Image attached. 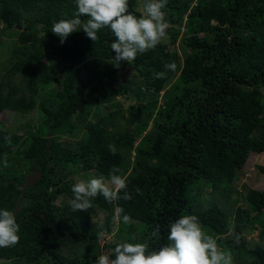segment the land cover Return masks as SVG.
I'll return each mask as SVG.
<instances>
[{"label":"trees","instance_id":"1","mask_svg":"<svg viewBox=\"0 0 264 264\" xmlns=\"http://www.w3.org/2000/svg\"><path fill=\"white\" fill-rule=\"evenodd\" d=\"M142 2L128 0L129 11L139 16ZM76 10L75 0H0V45L6 32L17 38L0 66V210L20 225L0 264H94L123 243L158 251L185 215L233 264H264V245L246 237L264 239V189L249 188L233 209L219 203L238 194L250 156L264 153V0H168L169 39L118 67L108 28L96 42L81 30L61 44L51 32ZM171 62L176 71L156 79ZM36 109L43 120L25 132L5 122L6 112ZM73 173L124 176L132 199L98 195L73 212ZM117 206L132 223L113 222Z\"/></svg>","mask_w":264,"mask_h":264},{"label":"clouds","instance_id":"2","mask_svg":"<svg viewBox=\"0 0 264 264\" xmlns=\"http://www.w3.org/2000/svg\"><path fill=\"white\" fill-rule=\"evenodd\" d=\"M76 12L72 19L54 22L51 32L60 37L63 44L67 37L77 31L86 33L87 38L96 42L98 32L108 28L114 35L111 50L115 52L113 63L118 67L120 61L132 64L138 54L154 50L167 38L169 24L165 9L168 0H143L139 16L129 11L128 0H75ZM81 17H87L86 20ZM165 71L155 74L156 79L166 78L167 72H175V62L166 63ZM110 150L114 153L115 149ZM6 163V162H5ZM119 169H113V173ZM140 192L139 189L136 190ZM121 192L123 195L121 196ZM73 198L70 208L73 212H87L93 207L92 199L102 195L109 203L131 200L127 192V178L112 174L106 183L103 178H93L87 182L80 180L72 186ZM132 223L130 215L122 207H115L113 222ZM20 225L13 212L0 210V248L13 247L19 243ZM159 234V225L151 236ZM169 245L158 251L148 250L146 243L117 244L114 254L100 255L94 264H233L230 251L221 249L217 240L205 233L195 215H185L170 225Z\"/></svg>","mask_w":264,"mask_h":264},{"label":"rangeland","instance_id":"3","mask_svg":"<svg viewBox=\"0 0 264 264\" xmlns=\"http://www.w3.org/2000/svg\"><path fill=\"white\" fill-rule=\"evenodd\" d=\"M142 4L143 2L141 3V8H142ZM5 35L6 36L4 40L6 42H3V44L0 45V66L1 67L5 66V62H6L5 58H7L6 52L8 50L9 45H11L13 41H17V38L13 37V34L11 33V31L6 32ZM169 37L170 36L167 35L166 40H168ZM176 49L179 51L180 54H182L183 51H185V48H183V45H181V43L176 46ZM124 75H128V74L125 73ZM162 94L164 95L163 92ZM121 101L124 102L125 104L124 107L128 108L130 102H128L126 99H123V100L121 99ZM106 110H107V107H106ZM111 111H112L111 109L107 110L108 113H110ZM4 118H5V122L12 129V131H14L15 133H22L27 130L26 124L28 122L39 124L43 120V114H41V111L38 109L26 115H22L19 113H13V112H6L4 114ZM258 166H264V153H261V154L255 153L250 156L247 164L245 165V168L242 171H240L239 180L234 184V187L237 189L236 191L238 192V194H233L230 200L228 201H226L223 198L222 199L219 198V203H222L226 207H230L233 209L235 208L234 201L241 200L243 196L246 195V192L249 188L263 190L264 189V176L259 172ZM72 176H74L76 182H79L80 180H85V181L87 180L85 174L82 175L78 173L75 175L73 173ZM91 176L92 174L90 175V177ZM36 177L37 175L27 178V181L29 182L28 184L29 185L32 184L35 181ZM93 177L95 178V175ZM93 177H91V179ZM87 181H89V179ZM104 181L108 183L110 180H107V181L104 180ZM104 217H105L104 214H100L96 221L103 223ZM246 237H247V240L251 242L252 244H257L261 242V244L264 245V239L262 240L259 239L258 232L248 233L246 234ZM108 239L114 240V242H117L118 240V239L116 240L114 235L109 236ZM104 255H108V254L105 252Z\"/></svg>","mask_w":264,"mask_h":264}]
</instances>
